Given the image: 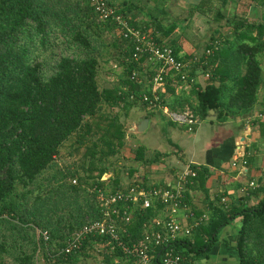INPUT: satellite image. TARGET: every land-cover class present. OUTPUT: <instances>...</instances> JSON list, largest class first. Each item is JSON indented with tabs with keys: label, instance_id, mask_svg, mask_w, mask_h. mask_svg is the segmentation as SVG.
I'll use <instances>...</instances> for the list:
<instances>
[{
	"label": "trees",
	"instance_id": "16d2710c",
	"mask_svg": "<svg viewBox=\"0 0 264 264\" xmlns=\"http://www.w3.org/2000/svg\"><path fill=\"white\" fill-rule=\"evenodd\" d=\"M108 2L115 14L149 30L158 43L168 44L181 58L183 41L175 32L178 22L166 6L171 0H156L151 8L140 0ZM211 2L201 0L188 7V17L194 12L206 15ZM240 2L264 9V0ZM206 17V29L199 36L213 26L215 32L205 41L202 54L192 55L197 56L198 67L190 72L192 76L197 69L206 73L204 84L176 90V77L167 74L158 91L160 102L171 110L189 109L199 120L210 109L217 121L245 116L252 111L259 89H264V12L257 19L228 16L216 9ZM116 26L111 18L97 19L89 0H0V264H35L38 244L39 255L49 264H81L88 256L97 261L88 241L79 254L56 252L75 230L101 218L96 193L88 187L106 184L101 177L110 158L120 161L126 133L117 110L135 103L129 99L132 92L137 97L142 89L148 91L155 72L148 71L144 85L131 79L132 71H142L145 57L124 60L130 58L131 42L116 35ZM224 26L229 31L219 32ZM58 45L55 52L53 46ZM208 49L212 52L206 55ZM111 58L121 66L120 80L99 87L100 62ZM259 128L264 134L263 122ZM73 133L77 147H83L79 166L57 164L59 148ZM143 152L138 146L135 159L146 162ZM192 167L196 176L191 187L197 186L206 196L208 169ZM118 174L114 169L115 176L107 183L112 188L120 182ZM253 191L262 192L253 206L240 202L252 192L224 206L210 203L205 222L192 234L193 242L186 239L180 246L187 263L206 252L219 230L239 217L236 247L241 263L264 264V184ZM156 213L153 207L135 210L124 240H139L143 225ZM36 228L47 232L46 242L36 237ZM101 255L104 262L112 263L120 251Z\"/></svg>",
	"mask_w": 264,
	"mask_h": 264
},
{
	"label": "crops",
	"instance_id": "0c3cea01",
	"mask_svg": "<svg viewBox=\"0 0 264 264\" xmlns=\"http://www.w3.org/2000/svg\"><path fill=\"white\" fill-rule=\"evenodd\" d=\"M140 1L143 4L147 1V8H151L156 2V0ZM200 1L171 0V3L166 4L167 8L170 6L171 17L175 16L178 22L175 32L183 41L179 54L184 60H188L193 54L197 56L202 54L205 41L212 32H215L213 30L216 26H213V30L204 31L202 36H199L198 32L203 28L206 29L203 24L208 22L206 16H213L216 9L228 16L244 14L248 18L257 19H261L264 12L262 7L254 4L245 5L240 0H224L223 3L212 0L206 15L194 12L191 17H188V7L195 6ZM132 14L140 15L137 11H133ZM167 22H170L169 19ZM229 29L227 26L218 28L222 33H227ZM201 41L202 45H199ZM199 49L202 50L199 52ZM194 67L197 68L195 63L190 64L189 74ZM118 68L117 79H114L116 82L121 77V66L118 65ZM207 76L197 69L195 76L190 75L193 78L192 86L198 88L197 84H204ZM144 81L146 78L141 77V85H144ZM263 110V87L259 89L257 101L247 115L217 121L216 113L208 110L205 119H198L192 131H187L184 126H178L170 121L161 110L151 111L138 103L130 107L118 108L119 121L127 131L125 138L128 139V144L133 150L132 152L129 148L128 154L125 155L124 167L127 168V177L122 173L119 174V180L123 182L121 185H126L125 182L135 178V181L147 185L161 184L171 177L175 169L191 163L208 169L204 185L206 196L202 189L197 186L191 187L193 184L189 185L190 187L184 192V201L197 215L206 213L210 203L224 206L227 201L237 202L240 197H246L245 195L249 192L253 194H249L247 199H240V202L244 206L255 205L262 197V192L255 193L254 188H249L248 182L256 181L258 188L264 184V134L259 128V122L264 124ZM144 118L147 119V123L143 130L140 132L133 130ZM126 123L128 125L125 127ZM138 134L144 135L145 139L141 140ZM138 146L144 148L143 159L146 162L135 159V149ZM221 199H224V202ZM239 227V217L222 227L216 235L215 242L192 263L242 264L236 247Z\"/></svg>",
	"mask_w": 264,
	"mask_h": 264
},
{
	"label": "built area",
	"instance_id": "2783aa9c",
	"mask_svg": "<svg viewBox=\"0 0 264 264\" xmlns=\"http://www.w3.org/2000/svg\"><path fill=\"white\" fill-rule=\"evenodd\" d=\"M97 19L105 20L111 18L115 24L118 36L131 42L130 58L138 61L145 57L142 63V71L134 70L131 73L132 80H139L154 70V75L149 85V90L142 89L137 97L130 94L129 99L145 106L147 109L161 110L173 123L184 126L186 130L192 131L197 124L198 118L189 109L171 110L160 102L158 91L165 85V75L169 74L175 78L176 90H188L193 84L190 77V64L197 62V56L188 60L178 58L174 55L168 44H160L154 35L142 28H136L128 23L124 16L115 14V7L108 0H89ZM212 50L208 49V55ZM122 57V56H121ZM113 68L118 67L117 61L112 63ZM197 88V87H196ZM195 88V89H196ZM234 165V162L232 163ZM196 171L191 163L181 165L175 169L170 178L161 184H144L134 181L125 187L112 190L107 186L108 176L101 177L106 181V186L91 189L96 193L101 218L87 222L75 230L66 240L63 247L58 248L56 254L63 256L79 254L86 241L90 242L91 248L96 255H100L97 264H190L186 261V255L181 252V245L188 239L193 242V231L205 221L206 213L196 214L195 211L184 201L185 191L193 184ZM75 183V179L72 180ZM249 186L255 188L254 180L248 182ZM224 202V199H221ZM153 207L156 215L143 225L141 238L135 241H125L127 236L126 225L130 222L132 214L137 209ZM36 237L44 242L48 240L46 231L36 228ZM179 246V247H178ZM115 250L120 251L119 257H114L112 263L102 260L101 254H112ZM38 244L36 256L39 255ZM42 258V257H41ZM43 259V258H42ZM54 258H52V261ZM49 264V261H44ZM193 264V263H192Z\"/></svg>",
	"mask_w": 264,
	"mask_h": 264
},
{
	"label": "rangeland",
	"instance_id": "374dc122",
	"mask_svg": "<svg viewBox=\"0 0 264 264\" xmlns=\"http://www.w3.org/2000/svg\"><path fill=\"white\" fill-rule=\"evenodd\" d=\"M172 7H173L174 11H176V9L174 8V6H172ZM116 35L118 36V32H117ZM199 45H202V41L199 43ZM60 47H61V45L53 46V50L55 52H57L60 49ZM200 50H202V49H199V52H200ZM188 59H190V58H188ZM115 61L116 60H114L113 58H111V59H109L108 62L105 61L106 63L100 62V65H99V68H98V75H97V82H98V86L99 87H104V86L111 85V84H113V81H115L114 79H117V72H118L117 70H119V68L118 67L113 68V66H112V63L115 62ZM196 65L198 67V62H196ZM198 70H200V69H198ZM204 75H206V74H204ZM103 111H106V109H104ZM127 125H128L127 123L124 124L125 127ZM125 132L127 133L126 130H125ZM138 135H140V139L141 140H144L145 139V136L144 135H141V134H138ZM75 139H76V135L73 133L67 140H65L63 142V144L59 148L58 154L55 157V161H56L57 164H60V165H70V166L71 165L79 166V163L81 162V158H82L83 147H77V145H76V143L74 141ZM129 148H130V146L128 144V139L125 138V143H124L123 147L121 148V150H120V152L118 154V157L120 159V161L118 162V164L121 167L120 168H117L118 167V164L115 163L116 162L115 161L116 160L115 159L116 157H111L110 158L111 164H108V171L104 172L103 175H102V177L106 178L108 176H112L114 178V176H115L114 175V169H118L119 170V174L122 173L123 175H125L127 177V168L124 167V162H125V157H126L125 155L128 154ZM130 151L133 152V150L131 148H130ZM125 166H127V165L125 164ZM122 167H124V168H122ZM119 174H118V177L121 175V174L120 175ZM73 179H75V183H76L77 182V178L74 177ZM73 179H71V182L72 183H73V181H72ZM135 179L134 180L131 179V180H129V182H125L126 185H121L123 182L120 181L118 183V185H115L112 188V190L118 189L119 185H120V187H125L128 184H131L132 182H134ZM86 180L89 182L91 179H86ZM75 183H73V184H75ZM94 186L95 185L93 184L91 186V188L88 187V189L91 190ZM104 186H106V184H103L101 187H104ZM107 186H110V185L107 184ZM248 186H249V184H248ZM249 188H253V187L249 186ZM93 249H92V252H93ZM96 256H97V261H95L92 258V256H88V257H86L84 259L83 258L81 259L82 260L81 261V264H97V262H98V260L100 258V255L99 256L96 255ZM35 264H45V263L43 262V259L41 258V256L40 257H37L36 254H35Z\"/></svg>",
	"mask_w": 264,
	"mask_h": 264
},
{
	"label": "water",
	"instance_id": "95a60500",
	"mask_svg": "<svg viewBox=\"0 0 264 264\" xmlns=\"http://www.w3.org/2000/svg\"><path fill=\"white\" fill-rule=\"evenodd\" d=\"M209 112H213L212 109L209 110ZM147 123V119L144 118L143 120H141L134 128L133 130L137 131V132H140L143 130L144 126L146 125Z\"/></svg>",
	"mask_w": 264,
	"mask_h": 264
}]
</instances>
